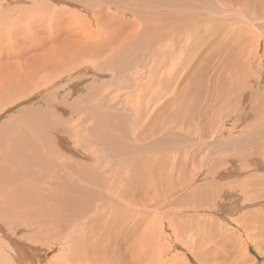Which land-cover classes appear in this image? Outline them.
I'll list each match as a JSON object with an SVG mask.
<instances>
[{
    "label": "rangeland",
    "instance_id": "1",
    "mask_svg": "<svg viewBox=\"0 0 264 264\" xmlns=\"http://www.w3.org/2000/svg\"><path fill=\"white\" fill-rule=\"evenodd\" d=\"M97 1L98 0H96V1L93 0V2H94L93 3L90 0H83V1L81 0L80 2L84 3V5L81 3H76V4L74 3V5H72V3H71V5H70L69 3L64 2V1H62L61 3L53 2L52 0L47 1V4L52 5L54 7L53 10L55 9L59 13H60V11H61V13H64L63 14L64 17L63 16L62 17L57 16L58 18L56 17L57 19L61 18L60 20H62V22H63L61 24V21L59 23H57V21L52 19V18H49L48 20L44 21V17L42 15L46 13L45 11L47 8H39V9H37V11L33 12V10L28 11L31 7L29 6V4L26 1H22V2L17 1L16 2V0H11V1L0 0V2L4 6V7L3 6L1 7V10H3V11L0 10V19L5 18V20H6L7 17H10L8 20H6L7 26L8 25L10 27L15 26L14 30L21 28V30H19L18 31L19 33H18L14 30L13 31H10V30L6 31L3 26L0 27V65L5 64L6 62H12V63L15 62L16 63V62L22 60L27 55L31 56L33 54V52L40 54V52H42L41 50H39L40 45L38 43H36V41L33 42L34 44L31 43V41H34L37 38L40 39L39 36L36 37V35L34 34V32L36 33V31L40 32V34L43 32L44 34L42 33L41 35H44V37L47 36L45 41H44L46 44L42 43V45H45L44 47L46 48L47 45L51 44L50 40L48 39V36L49 35H52V37L55 36L57 33H55L54 31L56 30L57 27H58V29H62L63 27H64V29H66L68 26L66 27L64 23L67 20L73 21L74 25H75L76 20L73 18H77V19L82 20L83 24H85L86 19L89 22H91V21L94 22L95 20H93V19H96V24L90 23L93 25V27H92L93 30L92 29L91 30H92V34L95 36V39L97 40L95 42L101 43V42H104V40H105V39L101 40V37L103 36L105 38L106 35L109 34V31L111 33V36H113L114 32H116V31H117L116 33H118V27L117 26L114 25L111 27V25H113L112 19L116 18L117 20H119L123 17H127L128 19L131 18L132 23L135 22V24H137L136 25V27H137L138 23H141V20L138 19L139 18L138 15H143L145 12H148V9H149V11L152 9L151 4H149V2H151L150 0H142V1H146L147 3L141 2V0H137V1L136 0H116V1L110 0V1H106L107 3L103 2L102 0H99L98 2ZM138 1H140V2H138ZM174 1L175 0H173V5L169 6L170 8L167 7V9H165L166 13L171 15V16L178 17L180 19H187L188 23L189 22L190 23H189L188 27H187V24H184L185 25V28H184L183 25L177 26L175 23L172 25L173 27H171V24H167V23H164L162 21H158L155 18L150 19L151 21L148 20L146 23L147 28H148V26L150 27V26H155V25H156V27H158L157 23L161 22L163 24V25H161L163 30H161V31L158 30L159 32H161V34L158 33V35H160V36H158V40L156 41V43H154L153 47L146 50V52L149 53L148 56H151V57H149L146 61L142 62L143 64L137 63V61H139L141 59V55L143 54L141 49L132 50V52H130L129 54H126L125 51L121 50L118 53H123L124 55L127 56V59H128V62L126 65H120L118 67V69L123 74L121 72L116 71L117 75H114L115 74L114 71L117 70L116 68H115V70L109 69V68L104 69V67H101L99 64V60H101V59H99L98 57L96 58L95 56L85 58L79 64L74 66L73 70L70 69L71 72L68 70L69 73L66 72L67 74L64 72L62 73L61 71H54V72L45 73V74L42 73V75H40V80H42L43 82H41L35 88L33 87V85L35 83L34 82L35 79L31 83L26 81V83H25L26 86H24V87L30 88V85H31V88L33 87L36 90L31 91V93L29 92L28 95H26L24 97L20 96L21 98L15 100V101H12L10 97L13 96L12 95L13 91L9 92V94L8 93L4 94L3 92H1L0 98L3 97V99H5V101L0 103V128L2 126L6 125L5 122H7V125L9 123H11L12 126L15 127L17 122H18V115L19 116L23 115L30 108H35L37 106H43V104L40 103V101H47L48 100L47 101L48 105H46L44 108H42L41 114L44 110H47L49 107H52V104L54 103V101L49 100V99H52V95L55 93V91L58 88L65 87L63 84L61 85L62 82L59 84V81L63 80L64 78H65V80H68L66 78H68L72 74H73L72 77H74L72 79H73V82H75V85L79 84V86H80L82 84L81 87H83L85 85L84 86L85 88L91 87V89H92V88H94L92 86H96V84L99 83L103 87V88L101 87L102 90L100 88L96 89L95 92L90 90L92 93L90 95L87 94L88 96L86 95L85 96L86 98L83 96L80 97L81 100L77 101V103H76V106H79V110H77L76 114L73 115L72 118L68 119V118H66L67 117L66 115L63 116L68 121V122L63 121V123H66L68 125H66V124L64 125L63 123H60V125L65 129V130L63 129L65 132H62L60 130H59V132L61 135H62V133H64L63 135L66 138L67 145L69 144L68 145L69 149L72 150L73 153H71L69 156H67L66 154L63 155L62 153H58V152L57 153H51L46 146V145H49V143H50V142H48V140H49L47 138L48 135L46 137L47 140H45V136L48 133L45 132L43 135L44 137H43L41 135L43 133L39 134L37 131L35 132L34 131L35 127H33V126H32L33 130L31 131L30 135H31V138L34 136L37 138V140H38L37 144L38 145H40V146L45 145L46 146V147L43 146V148L41 147V150L36 151V153H38L39 156L41 155L44 160L46 159L47 163H51V165H53V167L56 169V172H53V175L55 176V178L58 177L59 172L62 171L60 169H64V176H67L66 177L67 179L77 180L74 173L82 172L83 167H87V168L92 167V168H94L95 174L99 173V174L107 175L108 177H112L111 176L112 174L119 171L118 169L115 168V167H117V165L114 162H111V163L106 164L107 165L106 166V165H104L105 164L104 162L106 161V163H107L108 160L113 159V157L112 158L110 157V155L112 156L113 153H114V155L119 157L117 151L119 150V147L121 146L120 142L122 140L121 139H116V141L106 140L105 137L102 136L104 134L103 132L105 130L101 124L103 122H106L107 124L111 125V127H110L111 129H115V130L118 129L116 132L113 131L114 135L117 137L121 138V135H126V134L127 135L129 134V136H132L136 133L137 136L135 134L134 137H138L137 141H139V142H151V140L146 139V135L147 136L150 135V128H148V127H150L151 125H154L156 119L164 113L165 109L170 110V108H171L170 111L173 110V106L170 103L172 100L171 98H173V100H175L176 98L179 100V96H177V95H179L180 93L178 94V91L180 89L184 90V88H185L184 86H186V88H188V89L191 87L197 88L196 90L198 92H201V93L203 92V95L198 98V99H202V100H199V103H198V99L194 102L193 100H191V99H193L191 97L190 99H188L186 101V103L189 106L188 109L189 110L191 109L190 110L191 113H190V111L189 112L187 111V114L190 113V114H193V116L196 115V116H194V119L196 122L192 120L193 116H191L190 114H189L190 117L187 116V117H189L188 122L186 119L187 118L186 114L184 115L186 118H184L182 120V121H184L186 119L185 122H187L189 125L193 124V125H190V127L192 126L191 129L186 131L183 128V126L185 124H183L182 121L180 122V120H178V121L174 122V124L171 125L169 128L168 127L166 128L167 129L165 131L166 133L168 130L173 129V131L170 134L167 133L169 135H166L169 146L163 145L161 147L160 146L158 147V146H156L157 143L154 142L153 146L148 148L147 153L149 156L158 155V154L153 155V152L154 153L156 152V147L160 148L161 150L166 149L167 152H164L165 154L163 153L161 156L159 155L158 157H160L162 159V162L166 168V171L171 173V175L173 176V178H172L173 182L172 181H165L164 185H162L161 189L159 191H157V193H155L154 195L152 194V197L150 198L151 202H149L147 205L149 207L147 212H149L151 215L149 218L148 224H154L155 223L156 228H157V234L160 233L157 236V239H156L157 244L155 245V247L158 248L159 254L162 253V254H160L161 260L159 259V261L157 262V260H154L152 257L151 259L144 261V259L146 257L141 255V264H163V263L164 264H239V262H240V264H264V246L258 244V241L256 242L254 237H252V234L255 233L254 231L246 229L245 227H243L244 225L241 224L242 223V217L244 216V214L253 215L254 213H256V211H258V212L260 211V213H262L264 215V212H262V211H264V200H260V201L255 200V199L253 200V198H250V200H249V199H247V196L244 195V193L242 192V190L244 189V188L242 189V184H245L244 182H247L249 180H254L257 176L264 175V167L261 168L262 166H259V163L264 165V133L260 134V133H257L256 131H254L252 129L253 127H255V125L260 124L259 122H261V118H262V115L264 113V85L262 84L263 78L261 77L262 70L260 71V69H264V29H263L264 28V19H263L264 18V0L263 1L260 0V1H258V3L255 2L254 5H253V3H250L247 6H245V8L244 7H237L239 5L232 6L231 4L230 5H227L225 3L223 4L219 0H213L212 2H210V0H206V1L203 0L199 4L198 7L196 4L193 3L192 0H189V1H187V0H176L175 3H174ZM13 2L16 3L15 7L13 5L14 4ZM227 3H229V2H227ZM42 4H44V3H42ZM133 4H134V6H133ZM167 4H169V1L163 2V5H167ZM190 4L192 5V8H190L191 7ZM85 5H87L88 7H85ZM141 5H143V6H141ZM185 5L187 6V9H185V7H186ZM90 6L92 7L93 11L91 10ZM114 7H118L119 12L117 13V15L115 14L116 10L114 9ZM145 7H146V9H145ZM5 8H7V9H5ZM85 8H87V9H85ZM137 8H139L140 10ZM174 8H175V10H174ZM193 8H195L194 10L196 12L194 10H191ZM89 9H90L92 15L91 16L89 15L90 14V11H89V14L86 16L87 10H89ZM177 9L178 10L181 9L180 10L181 12H179L178 14H175L174 12H178ZM17 10H20L21 13H16ZM100 10H101V12H100ZM168 10H171L173 12H167ZM68 11L69 12H75L74 13L75 15L72 13L73 15H71V16L68 15L69 16V18H68L67 14H65V13H69ZM102 11L105 14L102 13ZM143 11H144V13H143ZM27 12L31 13L30 18L32 20L28 21V22L19 21L21 19V17H23V14H25ZM139 13H141V14H139ZM76 14H77V16L78 15L79 16L77 17ZM97 14H98V17H97ZM103 14H104V16H103ZM179 14H180V16H179ZM160 15H162V14L159 13L156 17L160 18ZM198 15H200L201 17L198 18L197 17ZM12 16H14V17H12ZM66 16H67V18H66ZM136 16H137V18H136ZM15 17H17V18L14 19ZM70 17H72V18H70ZM101 18H102V21H101ZM197 18H198V20H197ZM201 18H203V22L200 21ZM206 18H208V19H206ZM153 19H155L156 21H154ZM5 20L2 19L0 22V25H3L5 23ZM196 20H197V22H196ZM221 20L222 21L224 20V21L222 22ZM39 21L41 24L39 23ZM42 21L45 23L42 24ZM138 21H140V22H138ZM102 22H104V23H102ZM191 22H192V24H191ZM219 23H221V24H219ZM230 23H232L231 24L232 26L230 25ZM21 24H25L26 27L23 28ZM63 24H64V26H63ZM90 24H89V26L91 28ZM38 25L40 27H37ZM126 25H128V24H124V28H122V31H128V27L130 25H128V27ZM192 25L193 26L198 25L197 29H194L192 31L190 28V26H192ZM163 26H165V28ZM96 27H97V29L100 28L102 30L100 31V29H99L96 31L95 30ZM108 27L112 28V29H109ZM136 27L134 30V33H136L134 35V38L136 41H138L137 36L139 35L138 37H140V38H138V39H140L139 40L140 43L138 41L137 45L139 47L141 46L143 48L145 46V44L142 43V39L144 38L143 37L144 36V33H143L144 29L142 27L140 28V26H138V28H136ZM230 27H231V29H230ZM238 27H239V29H238ZM30 28H33V31H34L31 33V35H30V33H28V32H31V31H29ZM233 28L235 29L236 32L238 31V33H239V41L237 43V46L239 45L238 47L246 48V50L245 49H243V50L250 53V59H251V60L249 59L250 62L247 61V63H246L245 62L246 60H243V61L247 64V66L249 65V68L251 67L249 69L251 71L247 70L246 76H244V77L242 76L241 79L239 81H237L239 83L240 81L244 80L246 77H249L248 78L249 80H247V82L244 86L241 87L238 83H235L233 85V87L235 86L238 88V90H239L238 95H240V96L242 95L241 97L243 98V102L236 104V105L233 104L231 107V106H227V105L223 106L224 105V99H222L221 97H216V96L208 93L209 90L207 88L210 89V92H211L212 88L215 91V87H216L215 82L220 80V86H221L222 91L226 95L230 94V92L226 90L225 86H227V85L225 84L223 86V84L225 83V81L228 77V74L230 73V70L226 69L225 62L223 60H221L222 57H224V55H226V53L224 52V54H223V51H220V53H218V55L210 57L211 56L210 52L212 51V48L215 44L220 43L222 41V39H223L222 35L228 29L234 30ZM166 29H168V30H166ZM111 30H113L114 32ZM188 30H191L192 32H194L195 30L196 31L193 33L195 35L192 37L193 38V39H191L192 41L190 40L189 44L186 45L184 43H185V40L187 39L186 38L187 34L192 33V32H186ZM8 31H10V32H8ZM98 31H100V32L98 33ZM176 31H178V32L176 33ZM85 32H88V31L84 30V33ZM28 34H29V36H28ZM141 34H142V36H141ZM182 34H184L183 35L184 38L182 37ZM61 35H58V36H61ZM96 35H98L100 37H96ZM53 38H54V41L56 42V40H55L56 37H53ZM53 38L51 40H53ZM180 38H181V40H179ZM41 39L39 40L40 44H41ZM232 42H235V40L233 38H232V40L230 39L228 41V43L226 42V45L229 46V45H231ZM169 43H170V48L168 46ZM173 43L175 45L180 44V45L185 46L184 47L185 49L183 48L184 50L181 49L182 56L178 55L179 52H177V50H174V51L172 50L173 47L171 45H174ZM31 44H33V45H31ZM165 44L166 45L168 44V45L166 46ZM38 45H39V47L37 49ZM22 47L24 48V50L22 52H19L20 48H22ZM34 47H36V48H34ZM166 48H168L167 52H169L170 49L172 50V51L170 50L171 53H169V54L174 55L175 58L173 56H171L169 58L171 61L165 63L162 66V68L158 69L159 72L161 71L158 75V79L155 81L154 76L152 74V80H151V75H150L151 72L149 71V68L156 61L160 60V62H161L164 58H166V57H164V58L158 57V56L162 55V53H163L162 51H164V49H166ZM40 49H41V47H40ZM160 49H162V50H161V52L158 53V51ZM222 54H223V56H222ZM33 55H36V54L34 53ZM104 55H107V52H105ZM172 57H173V59H172ZM241 58H242V56H241ZM96 59H98V60H96ZM183 59L184 60L189 59L190 63L192 64V66L190 67L191 70H189V68L185 67V63L184 64L182 63L184 61ZM174 60L178 61L177 62L178 64H176L175 66L173 65ZM180 60H183V61L180 62ZM96 62H98V63H96ZM129 63H130L131 67L129 66ZM131 63H132V65H131ZM181 63H182V66L180 67ZM86 66H88L87 68H89V69L86 70ZM89 66L92 68V70L95 68V66L98 67L100 70L98 71L97 69H94L92 71V70H90L91 68ZM121 66L122 67H130V68H127L126 70H128V71L126 72L125 69L121 68ZM147 66H149V67H147ZM144 68H146V69H144ZM195 70H196V72L194 73ZM88 71H89V73L91 72L90 73L91 75L84 77L83 75ZM92 72L97 73V74H94L96 76V78L94 77V75H92ZM227 72H228V74H227ZM99 73L102 75H100ZM219 73H222V75H220ZM263 73H264V71H263ZM24 74H26V73L22 74L23 77L25 76ZM124 74H126V75H124ZM223 75H224V77H223ZM56 76H57V78H54ZM50 77H52L51 79L53 81L50 79L48 80V78H50ZM60 77H61V79H60ZM75 77H76V79H75ZM109 77H111V78L109 79ZM86 78H88V81L86 80ZM90 78H91V80H90ZM194 78H195V80H194ZM192 79H193V81H192ZM197 79H199L200 81ZM46 80H48V81H46ZM189 80H191V81H189ZM77 81H79L80 83ZM135 81H137L139 84ZM148 81L150 83H148ZM153 81L157 85V87L154 85ZM186 81H188L189 84ZM162 82H163L164 86H166L165 84H167V85L170 84V86L173 90L171 88L167 90V87H170V86L164 87L162 85ZM194 82L196 85L194 84ZM42 83H43V86H41ZM90 83L92 84V86L90 85ZM147 83H148V85H147ZM22 84L20 85V87H18V84H17L16 85L17 88H15V89H21ZM55 84H57V85H55ZM182 84H184V85H182ZM6 85H4V86L7 87L8 85L7 86ZM145 86H147V87H145ZM162 86H163V88H162ZM9 87H11V86H9ZM198 88L203 89V91L198 90ZM245 88H247V89L244 90ZM12 89H14V88H12ZM54 89H56V90H54ZM241 89H243V90H241ZM160 90L163 94L166 92L167 93L163 95L160 92ZM170 90L173 91L174 93H170ZM174 90H176V91H174ZM152 93H154V94H152ZM79 94H81V93H79ZM133 94H134V97H133ZM229 96H234V95L230 94ZM49 97H51V98H49ZM76 97H77V95L75 96V98ZM8 98H10V99H8ZM144 100H146V101H144ZM189 100H191V102ZM244 100H247V101L249 100V101L247 102ZM67 101H70V100L67 99ZM72 101H74V99H72ZM167 103H170V106H168V108L165 107ZM189 103H192L193 105L189 104ZM220 103H222L223 105H221ZM59 104L61 106L63 105L61 103H59ZM59 104L54 103L53 107L57 106V108L60 110L59 111L60 113L64 112V114H67V111L69 112V109H67L68 105H66V107L64 106L65 108H59ZM91 104H92V106H91ZM190 105L192 106V108H190L191 107ZM194 105H195V107H194ZM33 106H35V107H33ZM204 106H205V108L208 107L207 113H206L205 109L202 111ZM27 107H28V109H27ZM199 107L202 109H200ZM81 108H82V111H81ZM195 108L197 110H193ZM110 109H111V112H110ZM144 109L146 112L144 111ZM218 109L220 111H218ZM147 110L149 111V113L147 112ZM161 110H162V112H161ZM192 111H194V112L192 113ZM201 111H202V113L203 112L204 113L202 114ZM248 112L250 113L249 116H248ZM245 113H246L245 117L247 119H246V121L241 122L240 116L242 114H245ZM123 115H126V117H123ZM210 116H212V117H210ZM7 118L13 122H9V120ZM43 118H45V117H43ZM126 118H128V119H126ZM50 120L51 121L55 120L54 122L59 123L57 121H60V118L57 115H53V116H50ZM198 121H202V122H200L201 125L204 123L202 125V127L204 128V131H203V128L200 129L201 127H198L199 126ZM142 122H144V123H142ZM171 122H173V120H171ZM192 122H194V123H192ZM144 124H145V126H144ZM142 126H144V128L141 129L140 127H142ZM174 126H177V127H174ZM124 128L129 129L130 132L128 131V133H127V131L124 130ZM130 128L132 129V131ZM135 128H138V130L137 131L135 130V132H134ZM2 129L4 130L5 127ZM74 129H76V130L74 131ZM88 129H90L92 131H90ZM139 129H141V130H139ZM143 129L145 131L147 130L149 132L147 133V131H146L144 133ZM98 130H100L101 132H99ZM73 132H74V134H71ZM91 132H92V134L89 135V133H91ZM94 133H95V135H94ZM166 133H164L162 135H165ZM69 135H71V136H69ZM83 135L85 137L84 138L85 140H82ZM86 135H87V137H86ZM74 136H77L76 137L77 140L75 139ZM88 136L89 137L94 136V138L91 139V138H88ZM141 137H143V138H141ZM150 137L155 138V136H151V135H150ZM67 138H69V140ZM87 138L90 140H88ZM126 138H128V137H126ZM41 139H42V141H41ZM80 140L83 143L82 142L80 143ZM99 140H100V142H99ZM45 141H47V142H45ZM41 143H43V144H41ZM261 148H262V151H261ZM0 149H2L1 151H3V154H1V152H0V168L4 164H7V163L12 164V166H11L12 168H10L9 173L6 176V179H8V180H5V182L6 181L7 182H6L5 187H3L4 192H6L7 196L4 192L0 193V223L2 222L1 226L4 228V229L0 228V237L2 238V236L4 235L5 232L7 235H12L13 232L16 233L14 230V227H12V226L14 225L15 221L17 222L19 220L15 224V226L16 225L17 226H23L21 228H17V229L23 230V233L21 236L23 238H26L25 240L28 241L29 243L35 245V248L37 250L41 251V253L38 252L39 254H37V255L39 256V258H40L39 260H41L42 264H57V263L59 264V262H61V264H65V261H67L73 253V249H72L73 248V242L79 238L77 236L78 226L79 227L88 226V223H89L88 220H90L88 217H90V215L81 217V219H83V220L86 218L85 220L87 221V223H84V221H81V222L76 223V224L75 223H69L67 227L63 226L62 224H60V226H63V227H57L54 224H52V223L56 222L57 218L55 219V216L59 217L61 214L67 215L66 212L71 210L70 208H68L67 203H65V206L62 207V206H60L62 204V202L57 201V204H58L57 207H56V205H52L53 206V208H52V206L49 205V206L43 207L42 209H41V206L39 204L40 202L34 204L35 202L33 203V200L28 195H30L32 197V195H33L32 190L34 191V196L37 198H39L40 197L39 195H42V194L39 193L38 191H35L34 185H26V184L31 183V179L26 178L21 183V176L22 175H20L19 169L20 170L23 169V167H20V166L22 164H24L25 162H27V161H25L26 156L23 153L21 154V151H20V153L19 152L17 153L16 150H14L11 153H8V150L10 148L5 147V149H4L2 146H0ZM230 149H231V152H230ZM227 150H229L228 153H227ZM130 152L131 151L128 152V155L130 154ZM22 158H23V160H22ZM225 158H227V159H225ZM243 158L244 159L246 158V160H242ZM224 159L227 161H225ZM88 160H90L91 162ZM135 160H137V159H135ZM219 160H221V161H219ZM20 161L22 162L21 165L19 164ZM29 165L35 166L36 164L30 163ZM178 166L182 168L180 176H178L180 174ZM28 167H26V168H28ZM240 169L241 170L244 169V170L241 171ZM84 170L87 171L86 168H84ZM108 171H110V172H108ZM222 173H225V174H222ZM240 173L242 175H240ZM3 174H4V169L0 172L1 176ZM10 174L12 176V179H9V177H8ZM13 176H14V179H13ZM91 176H94V175H91ZM15 177L17 179H15ZM208 177H209V179H208ZM221 177L223 179H221ZM82 178H83V176H80L78 178V181H80V179H82ZM122 178H124L126 180H125V182L121 181V185H120V188H122L121 191L123 190L126 183H129V182H127L128 177L125 174ZM210 179L212 180L211 182H210ZM224 179H228V180H224ZM14 180H16V181H14ZM242 181H243V183H241ZM134 182H137V184H139L138 178ZM74 183H76V182H74ZM167 183H169V184L166 185ZM214 183H215V185H214ZM83 184L87 185V183L86 184L83 183ZM108 184H109V182H108ZM122 184H124V185H122ZM23 185L24 186L26 185L25 189L22 188ZM28 186H31V187L29 188ZM170 186H171V188H170ZM206 186H207V189H206ZM47 187L48 186H45L43 188L46 189ZM169 188H170V191H169ZM5 189H6V191H5ZM20 189L22 191L23 190H25V191L21 192ZM126 189H127V187H126ZM128 189H131V185H128ZM205 189L206 190L211 189L214 192H211L210 194H208L207 193L208 191L203 192V190H205ZM17 191H19V193ZM121 191L119 190V192H121ZM167 191H169V192H167ZM12 192H14V193H12ZM16 192L18 193V195ZM21 193H22V195H20ZM189 193H195V194L188 196ZM110 197H112V196L110 195ZM40 198L41 199L44 198L43 195ZM40 198L38 200H40ZM10 199H11V201H10ZM12 199L15 200L14 201L15 203H13ZM18 199L21 200L20 201L21 203H18L19 202ZM4 201H5V203L3 204L2 202H4ZM6 201H7V203H6ZM16 201H18L17 202L18 206H17ZM25 201L27 204L25 203ZM10 204L12 205V209H11ZM232 204L233 205L235 204V205L231 206ZM13 205H15L17 210L18 209H20V210L14 212L13 209H15V208H13L14 207ZM26 205H28V206H26ZM30 205H32V206H30ZM21 207H22V209H21ZM36 207L38 208V210L36 209ZM133 209H135V208H133ZM19 211L21 213H19ZM22 211H23V213H22ZM131 213H132L131 211L128 212L127 218L129 217V215H133V213L132 214ZM21 214H22V216H21ZM47 216H50V217L45 218ZM11 217H15V220H12ZM130 217H132V216H130ZM40 218H43V219L40 220ZM258 218L259 219L261 218V214L259 215ZM6 219L8 220L7 222H6ZM52 219H54L55 221H51L49 223L41 224V225H34V223L37 222L38 220H40L42 222H48ZM25 223H27V224H25ZM187 225H188V227H187ZM184 226H185V228H184ZM210 227H212L211 230H210ZM186 228L187 229L189 228V229L187 230ZM97 229H98V227L96 228V230ZM63 232L65 234L62 237ZM25 235H27V236L25 237ZM133 236H134V234L132 233V237H130V240H133L132 239ZM1 238H0V258L4 257L3 254H5V255L8 254V252L3 251L7 248V246L4 247L2 245L3 241L1 240ZM5 241L9 242V240H7V238L5 239ZM29 243H28V245H30ZM231 244H233V246ZM256 245H257V247H256ZM117 246H119V245H117ZM117 246H116V248H118ZM201 247L204 249H202ZM216 247H218V248H216ZM224 248H225V250H224ZM226 248H227V250H226ZM213 249L215 251H213ZM117 250H119V249H117ZM229 250H231V251H229ZM108 253H112V252L108 251ZM117 253H119L121 255V252H116L114 254H117ZM112 257H113V254H109L107 258H112ZM30 258L28 259V261H31ZM0 260H2V259H0ZM9 260H11V259H9ZM34 262H36V257L33 256V263ZM0 264H5V263L0 261ZM7 264H9V263H7ZM66 264H78V263H74V262L67 263L66 262ZM80 264H83V263H80Z\"/></svg>",
    "mask_w": 264,
    "mask_h": 264
},
{
    "label": "bare ground",
    "instance_id": "2",
    "mask_svg": "<svg viewBox=\"0 0 264 264\" xmlns=\"http://www.w3.org/2000/svg\"><path fill=\"white\" fill-rule=\"evenodd\" d=\"M9 1H11V0H9ZM17 1L18 2L26 1L29 4V6L31 7L28 11L33 10V12H34V11H37V9H39V8H47L46 11H45L46 13L42 15L44 17V21L45 20H48L49 18H52V19L56 20L57 23H59L60 21H61V24L63 23L62 20H60L61 18L60 19H57V18L58 17H62L64 13H61V11L59 13L55 9L53 10L54 7L52 5L47 4V1H50V0H16V2ZM52 1L53 2H58V3H61L62 1H64V2L69 3L70 5H71V3H72V5H74V3L75 4L76 3H81V4L84 5V3L80 2L81 0L80 1L79 0H52ZM90 1L93 2V0H90ZM102 1L105 2V3H107L106 1H110V0H102ZM113 1H116V0H113ZM150 1L151 2H149V4H151V8L152 9L149 7L151 9L150 11L148 9V12H145L144 13V11H143V13H144V14L142 13L143 15H138L139 16L138 19L141 20V23H142V24L141 23H138V26H140V28L142 27L144 29V31H143V33H144V36L143 37L144 38L142 39V43H144L145 46L143 48L141 46L139 47L137 45V42L140 40V39H138V38H140V37H138L139 35L137 36V40L138 41H136L135 38H134V35L136 34V33H134V30H135V27H136L137 24H135V22L132 23L131 18L128 19L127 17H123V18H121L119 20H117L114 17L115 19H112L113 20V22H112L113 25H111V27L114 26V25L117 26L118 27V33H116L117 31L114 32L113 30H111V31L114 32V34L112 33L113 36H111V33L109 31V34L106 35L105 38L103 36H102L103 38L101 37V40L102 39H105L104 42H101V43L95 42L97 40L95 39V36L92 34V30H93L92 27H93V25L90 24V23L96 24V19H93V20H95L94 22H92V21L89 22L86 19L85 20V24H83L82 23V20L77 19V18H73V19L76 20V22H75L76 24L75 25H74V22L73 21L67 20L64 23L66 27L68 26L66 29H64V27L62 29H58V27L56 26L57 28L55 27L56 30L54 32L57 33V34L55 36H53V37H56L55 38L56 42L54 41V38L52 37V35H49L48 36V39L50 40L51 44L50 45H47L48 47L46 46V48L44 47L45 45H42V43H45L44 41H45V39H46L47 36L44 37V35H41L43 32L40 34V32H37L36 31V33H35L33 31V28H30L29 31H31V32H28V33H30V35H31L32 32H34V34L36 35V37L39 36L40 39L43 37L41 39V44H40V41H39L40 39H38V38L36 40H34V41H31L30 40L31 43H33V42L36 41V43H38L40 45V47H41V49H40V47L38 45L37 46V49L39 47V50H41L43 53L38 50L40 52V54H38L36 52H33V54L35 53L36 55H33L31 53L32 54L31 56L27 55L26 57H24L25 59L23 58L22 60H20V61H18L16 63L15 62L14 63H12V62H6L5 64L0 65V94H1V92H3L4 94H6V93L9 94V92H12L13 91L12 92V95L13 96L10 97V98H11L12 101H15V100L21 98L20 96H23L24 97V96L28 95L29 92L31 93V91H35L36 90L34 88L36 86H38L41 82H43L42 80H40V75H42V73L45 74V73H51V72H54V71H61L62 73L63 72L66 73V72H68V70L70 71V69L73 70L74 66H76L77 64H79L82 60H84L85 58L91 57V56L92 57L95 56L96 58L98 57L99 59H101V60H99V64H100L101 67H104V69L105 68L106 69L109 68V69L115 70V68H116L117 70L114 71V73H115L114 75H117V72H121L118 69V67L120 65H126L127 62H128V59H127V56L126 55H124L123 53H118L121 50L125 51L126 54H129L130 52H132V50L141 49L142 52H143V54L141 55V59L139 61H137V63H142V62L146 61L149 57H151V56H148L149 53L146 52V50H148L149 48L153 47L154 43H156V41L158 40V36H160V35H158V33L161 34V32H159V31L163 30V28L161 27V25H163V24L161 22H158L157 23L158 24V27H156V25H155V26H150V27L148 26V28H147V26H146L147 24L146 23H147L148 20L151 21L150 19L155 18L158 21H162L164 23L171 24V27H173L172 25L175 23L177 26L183 25L184 28H185V25L184 24H187V27H188V25L190 23V22L188 23L187 19H180L178 17L171 16V15H169V14L166 13L165 9H167V7L173 5V0H150ZM165 1H169V4L163 5V2H165ZM187 1H189V0H187ZM192 1L198 7L199 4L203 0H192ZM212 1L213 0H210V2H212ZM219 1L222 2L223 4L224 3L227 4V5H230L231 4L232 6L239 5L237 7H244L245 8V6H247L248 4L253 3V5H254L255 2L258 3V1H260V0H219ZM138 2H140V1H138ZM141 2H146V1H142L141 0ZM175 2H176V0L174 1V3ZM227 2H229V3H227ZM13 3H14L13 5L15 7L16 3L15 2H13ZM42 3H44V4H42ZM0 5H1L0 6V10H1V7L3 6V4L0 2ZM133 6H134V4H133ZM141 6H143V5H141ZM85 7H88V6L85 5ZM190 8H192V5H191ZM5 9H7V8H5ZM85 9H87V8H85ZM114 9L116 10L115 14L117 15V13L119 12L118 7H114ZM137 9H139V8H137ZM145 9H146V7H145ZM185 9H187V6L185 7ZM194 9L195 8H193L191 10H194ZM91 10L93 11L92 7H91ZM174 10H175V8H174ZM180 10H178V12H174V13L175 14H178L179 12H181ZM1 11H3V10H1ZM89 11H90V9L87 10L86 16L89 14ZM100 12H101V10H100ZM167 12H173V11L168 10ZM16 13H21V11L20 10H17ZM72 13L74 14L75 12H69V13H65V14H67V16L68 15L71 16V15H73ZM102 13H104V12L102 11ZM159 13L162 14V15H160V18L156 17ZM104 14H103V16H104ZM139 14H141V13H139ZM30 15H31L30 12H27V13L23 14V17H21V19L19 21H23V22L31 21L32 19L30 18ZM89 15L90 16L92 15L91 14V11H90V14ZM67 16H66V18H67ZM76 16H77V14H76ZM179 16H180V14H179ZM12 17H14V16H12ZM97 17H98V14H97ZM197 17L199 18L201 16L198 15ZM9 18L10 17H7L6 20H8ZM16 18L17 17H15L14 19H16ZM68 18H69V16H68ZM70 18H72V17H70ZM136 18H137V16H136ZM198 18H197V20H198ZM2 19L5 20V18H1L0 19V22H1ZM155 19H153V20L156 21ZM206 19H208V18H206ZM6 20H5V23L3 25H0V27L3 26L6 31L7 30L13 31L15 29L14 28L15 26L14 25H13L14 27H12V26L10 27L9 25L7 26ZM197 20H196V22H197ZM101 21H102V18H101ZM200 21L203 22V18H201ZM138 22H140V21H138ZM39 23H40V21H39ZM44 23L45 22L42 21V24H44ZM102 23H104V22H102ZM64 24H63V26H64ZM89 24L91 25V28H90ZM124 24L130 25L129 27H128V25H126L128 27V31H122V28H124ZM191 24H192V22H191ZM219 24H221V23H219ZM231 24L232 23H230V25ZM21 25H22L23 28L26 27L25 24H21ZM198 25L197 26H193L192 25L193 27L190 26L191 30L193 31L194 29H197ZM138 26L136 28H138ZM37 27H40V26L38 25ZM163 27L165 28V26H163ZM239 27H238V29H239ZM99 29H97V27H96L95 30L97 31ZM109 29H112V28H109ZM230 29H231V27H230ZM230 29H228L222 35V37H223L222 41L220 43H217L216 42L217 44H215L213 46V48H212V51L213 52L212 51L210 52V55H211L210 57H213V56L218 55V53H220V51H223V54H224V52L226 53V55H224V57H222L221 60H223L225 62L226 69H229L230 70V73L228 74V72H227L228 77H227L225 83L223 84V86L226 84L227 85V86H225L226 87V90L229 91L230 94L231 95H234V96H229L230 95L229 93H228L229 95H226L222 91L221 86H220V80H218L217 82H215V86H216L215 87V91H214L213 88L211 89V92H210V89L209 88H207V89L209 90L208 93H210V94H212V95H214L216 97H221L222 99H224V105L222 103H220L221 105H223V106H226L227 105V106H231L232 107L233 104L236 105V104H239V103L243 102V98L241 97L242 95L241 96L238 95L239 94L238 93L239 92L238 88L235 87V86L233 87V85L235 83H238L237 81H239L242 76L243 77L246 76V71L247 70L248 71H251V70H249L251 67L249 68V65L247 66V64H246L247 61H249V59H250V53L243 50V49L246 50V48L238 47L239 45L237 46V43L239 41V33H238V31L236 32L234 28H233L234 30H230ZM19 30H21V28H19L17 30H14V31L18 32ZM84 30H87L88 32H85L84 33ZM101 30L102 29H100V31ZM166 30H168V29H166ZM191 30H188L186 32H192ZM10 31H8V32H10ZM100 31H98V33ZM177 32L178 31H176V33ZM194 32H192L190 34H187V37H186L187 39L185 40V43L184 44H186V45L189 44L190 40L193 39L192 37L195 35V34H193ZM58 35H61V36H58ZM183 35L184 34H182V37H183ZM28 36H29V34H28ZM141 36H142V34H141ZM96 37H100V36L96 35ZM52 38H53V40H51ZM232 38L235 40V42H232L231 45L227 46L226 45V42L228 43V41L230 39L232 40ZM179 40H181V38ZM139 43H140V41H139ZM33 44H31V45H33ZM168 46L170 48V43H169ZM171 46L173 47L172 48L173 51L174 50H177V52H179L178 55H181L182 56L181 49H183L185 46L180 45V44H178V45L177 44L176 45L174 44V45H171ZM34 48H36V47H34ZM23 50H24V48L22 47V48H20L19 52H22ZM161 50L162 49H160L158 51V53L161 52ZM167 50H168V48L164 49V51H162L163 52L162 55L159 54L160 56H158V57H162V58L166 57V58H164L161 62H160V60L159 61H156L155 60L156 62L149 68V71L151 72L150 73L151 80H152V74H153L154 80L156 81L158 79L159 73L161 72V71L159 72L158 69L159 68H162V66L165 63L170 62L171 60L169 58L171 56L174 57V55L169 54V53H171L172 50L170 49L171 51L169 50V52H167ZM105 52H107V55H104ZM223 54H222V56H223ZM241 56H242V58H241ZM173 57H172V59H173ZM96 60H98V59H96ZM183 60H180V62H182ZM243 60H246L245 61L246 63ZM177 62H178L177 60H174V62H173L174 64L173 65L175 66L176 64H178ZM96 63H98V62H96ZM182 63L183 64L185 63V67H187V68H189V70H191L190 67L192 66V64L190 63L189 59L184 60ZM182 63L180 64V67L182 66ZM131 65H132V63H131ZM129 66H130V63H129ZM87 67L88 66H86V70L89 69ZM130 67H122L121 66V68L125 69L126 72L128 71L126 69L127 68H130ZM147 67H149V66H147ZM146 68H144V69H146ZM94 69H97L98 71L100 70L96 66H95ZM90 70H92V68ZM196 70L194 71V73L196 72ZM261 70H262L261 77L264 80V73H263L264 69H260V71ZM23 73H26V74H24L25 75L24 77L22 76ZM90 73L88 71L83 76L84 77L90 76L91 75ZM94 74H97V73L96 72H92V75H94ZM219 74L222 75V73H219ZM72 75H70L68 78H66L68 80H65V78H64L63 80H60L59 81V84L62 82L61 85L63 84L65 87H60L58 89L56 88L57 90L54 89L56 91L52 95V99H49V100H53L54 103H57V104L61 103V104H63L62 106L59 104V108H65L66 105H68V108L67 109H69V112L67 111V114H64V112L60 113L59 112L60 110L57 108V106L53 107V104L54 103L52 104V107H49L48 109L46 108L47 110H44L42 112V114H41L42 108H44L46 105H48V103H47L48 100L47 101H40V103H42L43 106H37V107L33 106L35 108H30L29 110H27L21 116L18 115V122H17V124H16L15 127H13L11 123H9L7 125V122H5L6 125H4V126H2L0 128V146H2L4 149H5V147L6 148H10L8 150V153H11L14 150H16L17 153L18 152L20 153V151H21V154L23 153L26 156V160L25 161H27V162H25L22 165H21V163H22L21 161L19 163L21 165L20 167H23V169H21V170L19 169L20 175H22L21 176V183L26 178L31 179V183L26 184V185H34L35 186V191H38L44 197V198L41 199L40 197L42 195H39L40 196L39 197L40 200H38L39 198H37V197L34 196V191L32 190V192H33V195L31 194L32 197L30 195H28V196L33 200V203L35 202L34 204L40 202L39 204H40L41 209H42L43 207L49 206V205H51V206L52 205H56V207H57V205H58L57 204V201L62 202V204L60 205L62 207H64L65 206V203H67L68 208H70L71 210L68 211V212L65 211L67 213V215H62L61 214L59 217H56L55 216V219L57 218L56 219V222L55 223H52V224H54L57 227H63V226H66L67 227L69 223H75L76 224V223H79L81 221H84V223H87V221L85 220L86 218L83 220V219H81V217L90 215L91 218L88 217L90 220L87 219L89 221L88 226H84V227H79L78 226V228H77V236L79 238L73 242V248H72L73 249V253H72L71 257L67 261H65V264H66V262L67 263L74 262V263H78V264H80V263H83V264H134V263L135 264H138L139 263V264H141V255H143L144 257H146L144 259V261H147V260H149V259H151L153 257V259L154 260H157V262H158L159 259L161 260L160 254H162V253L159 254L158 248H156L155 245L157 244V241H156L157 236L160 233L157 234V228H156V224L155 223L154 224H148L149 223L148 221H149V218H150L151 215H150L149 212H147V210L149 209V207L147 205H148L149 202H151L150 198L152 197V194L154 195L155 193H157V191H159L161 189L162 185H164V182L165 181H172L173 176L171 175V173H169V172L166 171V168L163 165L162 159L160 157H158L159 155L161 156L164 152H167L166 149L165 150H161L160 148H157L156 147V152L155 153L153 152V155H155V154H158V155L149 156L148 153H147L148 152V148L149 147H152L154 142L157 143L156 146H158V147L159 146L161 147L163 145L169 146L166 135H169L173 131V129L168 130L167 133H169V134H167L165 132L167 130L166 128L167 127L169 128L171 125L174 124V122H176L178 120H180V122H181L184 118H186L187 116H189V114L191 113V111H190L191 109L190 110L188 109L189 106L186 103V101L192 97L193 99H191V100H193L195 102L199 97H201L203 95V92L202 93L201 92H198L196 90L197 88H195V87H191V88L188 89V88H186V86H184L185 87L184 90L183 89L182 90L180 89L178 91V94L179 93L180 94L177 95V96H179V100L177 98L175 100H173V98H171L172 100H171L170 103L173 106V110H172L173 112L170 111L171 108H170V110L164 108L165 111L161 115L162 117L159 115L160 117H158L156 119L154 125H151L150 127H148V128H150V135L151 136H155V138H153V137H150V135L149 136L146 135V139L151 140V142H139V141H137L138 140V137H134L136 133L134 135H132V136H129V134L128 135L126 134V135H121V138L120 137H117V136L114 135L113 131L116 132L118 129L117 130L111 129L110 128L111 125L107 124L106 122H103L101 125L104 127V130L105 131L103 132L104 134L102 136H104L106 140H108V141H113V140L116 141V139H121L122 140L120 142V145L121 146L119 147V150L117 151L119 157L116 156V155H114V153L112 154V156L109 154L111 158L113 157V159L108 160L107 163H106V161L104 162L105 163L104 165H106L108 163H111V162H114L117 165V167H115V168L118 169L119 171L116 172V173H114V174H112L111 175L112 177H108L107 175H104V174H99L98 172H97L98 174H95L94 168H92V167H90V168L83 167L82 168L83 169L82 172L74 173L75 174V177L77 178V180L67 179L66 178L67 176H64V169H60L62 171H60L59 172V176L55 178V176L53 175V172H56V169L53 167V165H51V163H47L46 162V159L44 160L41 155L39 156V154L36 153V151L41 150V147L43 148V146H45V145H42V146L38 145L37 144V141H38L37 138L35 136L31 138V135L30 134H31V131L33 130L32 129V126L35 127V129H34L35 132L37 131L39 134L43 133V134H41L42 136L44 135L45 132H47L48 134H46L45 140H47V138H48L50 140V141L48 140V142H50V143H49V145H46V146H47L48 150L51 153H57L58 152V153H62L63 155L66 154L67 156H69L71 153H73L72 150L69 149V146H68L69 144L67 145L66 138L63 135L64 133H62V132H65L64 131L65 129L60 125V123H63V121L66 122L67 121L66 118H68V119L69 118H72V116L76 114L77 110H79V106H76V103H77V101L81 100L80 97H82V96L85 97L87 94L90 95L92 93L91 91H94L95 92L96 89H99V88L101 89L102 86L99 83H97L96 86H92V84L90 83V85L92 87H94V88H92L93 90L91 89V87H86L85 88L84 87L85 85L83 86L84 87L83 88V87H81L82 84L80 86H79V84L78 85H75V82H73V79H72L74 77H72ZM100 75H102V74H100ZM124 75H126V74H124ZM94 77L96 78L95 75H94ZM223 77H224V75H223ZM51 78L52 77L48 78V80L49 79L52 80ZM54 78H57V76L54 77ZM110 78L111 77H109V79ZM248 78L249 77H246L245 79L243 78L244 80L240 81L238 84L241 87L244 86L246 84L247 80H249ZM34 79H35V81H34ZM60 79H61V77H60ZM75 79H76V77H75ZM48 80H46V81H48ZM86 80L88 81V78H86ZM90 80H91V78H90ZM194 80H195V78H194ZM197 80H199V79H197ZM263 80H262V84L264 85V81ZM26 81L29 82V83H31L32 81H34L35 82L34 85H33L34 88L33 87L31 88V85H30V88L24 87V86H26L25 85ZM189 81H191V80H189ZM192 81H193V79H192ZM77 82H79V81H77ZM135 82H137V81H135ZM163 82H162V85H163ZM186 82H188V81H186ZM148 83H150V82L148 81ZM148 83H147V85H148ZM153 83H154V81H153ZM17 84H18V87H20V85L22 84L21 89H15V88H17L16 87ZM188 84H189V82H188ZM194 84H195V82H194ZM4 85H6L8 88L5 87ZM55 85H57V84H55ZM154 85L157 87V85L155 83H154ZM165 85L166 86H170V84L169 85L165 84ZM182 85H184V84H182ZM9 86H11L14 89H12ZM41 86H43V83L41 84ZM163 86H162V88H163ZM166 86H164V87H166ZM145 87H147V86H145ZM170 88H171V86L170 87H167V90L170 89ZM246 89L247 88H245L244 90H246ZM198 90L203 91V89H201V88H198ZM241 90H243V89H241ZM174 91H176V90H174ZM160 92H161V90H160ZM79 93H81V94H79ZM166 93H164V94H166ZM170 93H174V92L170 90ZM152 94H154V93H152ZM76 95H77V97L75 98ZM133 97H134V94H133ZM1 98L3 99V97H1ZM1 98H0V103H2V102L5 101V99L2 100ZM10 98H8V99H10ZM49 98H51V97H49ZM67 99L70 100V101H67ZM72 99H74V101H72ZM191 100H189V101L191 102ZM199 100H202V99H198V103H199ZM144 101H146V100H144ZM244 101H247V100H244ZM170 103H167L165 107L168 108V106H170ZM189 104H192V103H189ZM91 106H92V104H91ZM194 107H195V105H194ZM190 108H192V106ZM27 109H28V107H27ZM200 109H202V108H200ZM204 109L206 110V113H207L208 107L205 108V106H204L203 109H202V111ZM193 110H197V109L195 108ZM81 111H82V108H81ZM144 111H145V109H144ZM187 111L188 112L190 111V113L187 114ZM202 111H201V113H202ZM218 111H220V110L218 109ZM110 112H111V109H110ZM147 112L149 113L148 110H147ZM161 112H162V110H161ZM193 112L194 111H192V113ZM185 114H186V117L184 116ZM249 114L250 113L248 112V116H249ZM53 115H57L60 118V121H57L59 123L54 122L55 120L54 121H51L52 119L50 120V116H53ZM64 115H66L67 117L65 116L66 118H64L63 117ZM190 115L193 116V114H190ZM194 116H196V115H194ZM194 116H193V119H192L193 121H195ZM245 116H246V113L245 114H242L240 116L241 122L246 121L247 118ZM43 117H45V118H43ZM123 117H126V115H123ZM189 117L186 118L187 119V122H188ZM210 117H212V116H210ZM126 119H128V118H126ZM8 120H9V122H13V121H10V119H8ZM171 120H173V122H171ZM185 120L182 121V123L185 124L186 126L185 125L184 126L182 125V126H183V128L186 131H188L192 127V126L190 127V125H193V124H190L189 125L187 122H185ZM198 122H199V126L198 127H201L200 129H202L203 128L202 125L204 123L201 125L200 122H202V121H198ZM142 123H144V122H142ZM192 123H194V122H192ZM259 123L260 124L255 125V127H253L252 129L254 131H256L257 133L263 134L264 133V113L262 115L261 122H259ZM63 124L65 125L66 123H63ZM66 125H68V124H66ZM144 126H145V124H144ZM144 126H142L140 128L142 129V128H144ZM4 127H5V129L3 130L2 128H4ZM174 127H177V126H174ZM138 128H135L134 129V132H135V130L137 131ZM141 129H139V130H141ZM59 130L62 131L61 133H62L63 136L60 134ZM75 130L76 129H74V131ZM88 130H90V129H88ZM124 130H126L127 133H128V131L130 132L129 129L124 128ZM90 131H92V130H90ZM98 131L101 132L100 130H98ZM131 131H132V129H131ZM146 131L144 130V133ZM203 131H204V128H203ZM148 132L149 131H147V133ZM164 133H166V134L165 135H162ZM71 134H74V132L71 133ZM90 134H92V132L89 133V135ZM47 135H48V137H47ZM94 135H95V133H94ZM69 136H71V135H69ZM136 136H137V134H136ZM74 137L77 140V138H76L77 136H74ZM86 137H87V135H86ZM126 137H128V138H126ZM84 138L85 137L83 135V139L82 140H85ZM88 138H91L92 139V138H94V136L93 137H89L88 136ZM141 138H143V137H141ZM67 139L69 140V138H67ZM88 140H90V139H88ZM41 141H42V139H41ZM45 142H47V141H45ZM81 142L82 141L80 140V143ZM99 142H100V140H99ZM43 143H41V144H43ZM1 150L2 149H0V152H1V154H3V151H1ZM129 151H131V152L128 155V152ZM228 151L229 150H227V153H228ZM261 151H262V148H261ZM230 152H231V149H230ZM135 159H137V160H135ZM225 159H227V158H225ZM22 160H23V158H22ZM242 160H246V158L245 159L243 158ZM88 161H90V160H88ZM219 161H221V160H219ZM225 161H227V160H225ZM30 163L36 164V165L35 166H30L29 165ZM11 166H12L11 163H7V164H4L0 168V172L4 169V174L2 176L0 175L1 176L0 177V184H1L0 185V193L4 192V188L3 187H5L6 182H7V181L5 182V180H8V179H6V176L8 175V173L10 171V168H12ZM259 166H262L261 168L264 167V165L263 164H260V163H259ZM26 167H28V168H26ZM84 168H86L87 171L84 170ZM178 169L180 171V174L178 176H180L181 175L182 168L179 167ZM243 170H241V171H243ZM108 172H110V171H108ZM124 174L128 177L127 182H129V183H126V185L124 186L123 190L121 191V189H122V188H120L121 181H124L125 182V180H126V179L122 178L124 176ZM222 174H225V173H222ZM91 175H94V176H91ZM240 175H242V174L240 173ZM80 176H83L84 179L82 178V179H80V181H78V178ZM8 177H9V179H12L11 174ZM137 178H138L139 184H137V182H134ZM13 179H14V176H13ZM15 179H17V178L15 177ZM208 179H209V177H208ZM221 179H223V178L221 177ZM224 180H228V179H224ZM14 181H16V180H14ZM211 181L212 180L210 179V182ZM74 182H76V183H74ZM82 182L85 183V184L87 183V185H84ZM108 182H109V184H108ZM241 183H243V181ZM244 183L245 184H242V189L244 188L242 190V192L244 193V195L247 196V199L250 200V198H253V200L254 199L255 200H259V201L260 200H264V175L257 176L254 180H249V181L244 182ZM168 184L169 183H167L166 185H168ZM26 185L25 186L23 185L22 188L25 189ZM122 185H124V184H122ZM128 185H131V189H128ZM214 185H215V183H214ZM45 186H48V187L46 189H44L43 187H45ZM28 187L30 188L31 186H28ZM126 187H127V189H126ZM170 188H171V186H170ZM170 188H169V191H170ZM206 189H207V186H206ZM206 189L203 190V192L208 191L207 192L208 194H210L211 192H214L213 190H211L212 188L210 190H206ZM119 190L121 192H119ZM5 191H6V189H5ZM23 191H25V190H23ZM23 191L21 190V192H23ZM169 191H167V192H169ZM17 192L19 193V191H17ZM4 193L6 194V192H4ZM12 193H14V192H12ZM18 193H17V195H18ZM193 194H195V193H189L188 196H191ZM20 195H22V193ZM110 195L112 197H110ZM6 196H7V194H6ZM7 201H6V203H7ZM10 201H11V199H10ZM14 201L15 200H13V203H15ZM20 201L21 200H19V202L16 201V203L17 202L18 203H21ZM2 203L4 204L5 201L2 202ZM18 203H17V206H18ZM25 203H26V201H25ZM15 205H13L14 206L13 208L16 209V210L13 209L14 212L20 210V209L17 210V208L15 207ZM234 205L232 204L231 206H234ZM26 206H28V205H26ZM30 206H32V205H30ZM52 208H53V206H52ZM133 208H135V209H133ZM11 209H12V205H11ZM21 209H22V207H21ZM36 209L38 210L37 207H36ZM129 211H131L133 213V215H129V217L130 216H132V217H130V218L128 217L127 218V214H128ZM262 212H264V211H262ZM19 213H21V212L19 211ZM22 213H23V211H22ZM260 214H261V218L259 219L258 217H259ZM21 216H22V214H21ZM50 216H47L45 218H48ZM43 218H40V220H42ZM11 219L12 220H15V217H11ZM40 220H38L37 222H35L34 225H41V224L49 223L51 221H55L54 219H52V220H50L48 222H42ZM7 221L8 220L6 219V222ZM17 222L15 221L14 222V225L12 226V227H14V230H15L16 233L13 232L12 235H7L6 232H5L4 235L2 236V238L0 237L1 240L3 241V244L2 245L4 247L7 246V248L5 250H3V251L4 252L5 251L8 252L7 255L3 254L4 257L0 258V259H2L0 261H2L5 264H7V263H9V264H42L41 260H39L40 259L39 256L37 255V254L41 253V251L40 250H37L35 248V245L29 243L28 241L25 240L26 238H23L21 236L22 233H23V230L22 229H17V228H21L23 226H17V225L15 226V224ZM1 223H0V228L1 229H4L1 226ZM25 224H27V223H25ZM60 224H62L63 226H60ZM241 224H243L244 225L243 227H245L246 229L254 231L255 233L252 234V237H254V239H255L256 242L258 241V244L264 246V215L262 213H260V211L259 212L256 211V213H254L253 215H251V214H244V216L242 217V223ZM97 227H98V229L96 230ZM187 227H188V225H187ZM184 228H185V226H184ZM211 229H212V227H210V230ZM132 233L134 234V236L132 238L133 240H130V237H132ZM64 234L65 233L63 232L62 237L64 236ZM26 236L27 235H25V237ZM6 238H7V240H9V242L5 241ZM28 243L30 245H28ZM117 245H119V246H117ZM231 245L233 246V244H231ZM116 246L118 248H116ZM256 247H257V245H256ZM216 248H218V247H216ZM117 249H119V250H117ZM202 249H204V248H202ZM224 250H225V248H224ZM226 250H227V248H226ZM231 250H229V251H231ZM108 251H110L112 253H108ZM213 251H215V250L213 249ZM116 252H121V255L119 253L114 254ZM109 254H113V257L112 258H107ZM33 256L36 257V262H34V263H33ZM29 258L31 259V261H28ZM9 259H11V260H9ZM59 264H61V262H59ZM239 264H240V262H239Z\"/></svg>",
    "mask_w": 264,
    "mask_h": 264
}]
</instances>
